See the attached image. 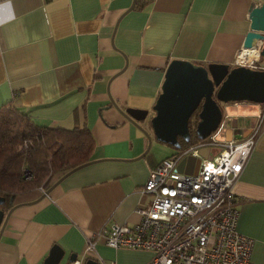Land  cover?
Listing matches in <instances>:
<instances>
[{
    "label": "crops",
    "instance_id": "1",
    "mask_svg": "<svg viewBox=\"0 0 264 264\" xmlns=\"http://www.w3.org/2000/svg\"><path fill=\"white\" fill-rule=\"evenodd\" d=\"M256 2L264 0H136L129 11L133 0H0V109L12 105L40 127L86 131L90 161H98L35 203L39 189L24 193L27 202L17 204L0 236V264H42L54 246L64 251L60 264H72L73 253L80 264L151 260L149 251L113 249L102 237L95 252L85 251L86 240L112 224L138 222L136 209L151 201L142 193L150 172L182 150L158 142L150 125L168 65L235 67ZM258 66L264 69L262 57ZM219 105L218 126L234 114L246 131L264 103ZM126 109L146 111L139 125L149 150ZM198 111L189 120L195 126ZM231 193L237 231L254 242L251 264H264V127Z\"/></svg>",
    "mask_w": 264,
    "mask_h": 264
},
{
    "label": "built area",
    "instance_id": "2",
    "mask_svg": "<svg viewBox=\"0 0 264 264\" xmlns=\"http://www.w3.org/2000/svg\"><path fill=\"white\" fill-rule=\"evenodd\" d=\"M261 46L256 42L251 48L240 49L233 66L261 69ZM254 120L255 124L244 131L234 123V114H226L207 138L163 159L142 188L151 201L136 209L139 221L133 225L112 224L96 232L86 240L85 251L95 252L97 238L102 237L113 249L149 251L152 258L147 264H251L254 242L237 231L239 212L231 188L264 127V105ZM229 129L230 138L225 137ZM213 149L217 150L215 154H211ZM203 150L206 157L201 156ZM188 156L200 160L196 174L177 169L181 159ZM100 264L116 261L102 260Z\"/></svg>",
    "mask_w": 264,
    "mask_h": 264
},
{
    "label": "water",
    "instance_id": "3",
    "mask_svg": "<svg viewBox=\"0 0 264 264\" xmlns=\"http://www.w3.org/2000/svg\"><path fill=\"white\" fill-rule=\"evenodd\" d=\"M133 0L129 11L134 7ZM245 20L249 31L243 41L244 48H251L255 42H261L259 52L264 59V2L250 5ZM251 102L264 103V70L250 69L248 67H230L227 64L209 63L206 66L188 61H172L165 72L162 90L153 107L156 115L151 119L150 125L154 138L161 143L168 144L176 149L181 145L178 138L188 143L191 138L189 120L196 110L198 121L195 126V135L199 140L207 138L216 130L221 120L222 112L220 102ZM125 117L142 130L150 148V135L139 122L146 116V111L126 109ZM216 149L211 150L215 154ZM146 153V152H145ZM206 150L201 151V156L206 157ZM144 155V154H143ZM98 161H89L77 166L60 177L35 203L49 194V192L70 174ZM200 160L192 156L181 159L177 169L179 172L196 174ZM5 198L0 196V205ZM17 205L11 207L3 218L0 210V236L3 233L7 220ZM64 251L59 246H54L42 264H60ZM77 255L69 256L68 262L73 263ZM83 264H98L93 258H86Z\"/></svg>",
    "mask_w": 264,
    "mask_h": 264
},
{
    "label": "trees",
    "instance_id": "4",
    "mask_svg": "<svg viewBox=\"0 0 264 264\" xmlns=\"http://www.w3.org/2000/svg\"><path fill=\"white\" fill-rule=\"evenodd\" d=\"M194 127L190 121L192 134ZM178 139L182 149L189 144ZM196 139L193 136L191 141ZM92 150L86 131L40 127L7 105L0 109V196L10 206L20 192L47 190L64 174L90 161Z\"/></svg>",
    "mask_w": 264,
    "mask_h": 264
},
{
    "label": "rangeland",
    "instance_id": "5",
    "mask_svg": "<svg viewBox=\"0 0 264 264\" xmlns=\"http://www.w3.org/2000/svg\"><path fill=\"white\" fill-rule=\"evenodd\" d=\"M196 115V114H195ZM193 120H196L195 118L193 119ZM193 141V140H192ZM191 141V142H192ZM153 148V150H156V148H155V146H153L152 147ZM171 149L172 148H170V151H171ZM25 192H20L19 194H16L14 197H12V199H11V202H12V205L13 206H15V205H17V204H22V203H24V202H27V201H22V200H25V199H27L26 197H24V194ZM33 200V199H32ZM31 201V200H30ZM11 202H10V204H11Z\"/></svg>",
    "mask_w": 264,
    "mask_h": 264
},
{
    "label": "flooded vegetation",
    "instance_id": "6",
    "mask_svg": "<svg viewBox=\"0 0 264 264\" xmlns=\"http://www.w3.org/2000/svg\"><path fill=\"white\" fill-rule=\"evenodd\" d=\"M196 114H197V113H196ZM141 127H142V126H141ZM144 130H145V129H144ZM25 176H26V174H25ZM26 177H29V175L26 176ZM12 206H13V205L7 206V205H6V201H5L2 205H0V210H2L3 213H4L3 218L5 217L6 213L9 211V209H10Z\"/></svg>",
    "mask_w": 264,
    "mask_h": 264
},
{
    "label": "snow or ice",
    "instance_id": "7",
    "mask_svg": "<svg viewBox=\"0 0 264 264\" xmlns=\"http://www.w3.org/2000/svg\"><path fill=\"white\" fill-rule=\"evenodd\" d=\"M212 169H211V166L209 167V171H211Z\"/></svg>",
    "mask_w": 264,
    "mask_h": 264
},
{
    "label": "clouds",
    "instance_id": "8",
    "mask_svg": "<svg viewBox=\"0 0 264 264\" xmlns=\"http://www.w3.org/2000/svg\"><path fill=\"white\" fill-rule=\"evenodd\" d=\"M199 140V139H198Z\"/></svg>",
    "mask_w": 264,
    "mask_h": 264
}]
</instances>
